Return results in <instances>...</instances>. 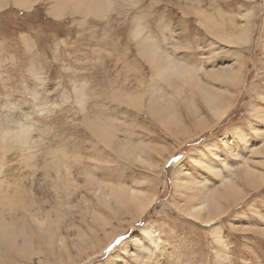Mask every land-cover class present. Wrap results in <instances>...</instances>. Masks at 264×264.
I'll use <instances>...</instances> for the list:
<instances>
[{"label": "rangeland", "instance_id": "rangeland-1", "mask_svg": "<svg viewBox=\"0 0 264 264\" xmlns=\"http://www.w3.org/2000/svg\"><path fill=\"white\" fill-rule=\"evenodd\" d=\"M5 1L0 199L21 232L0 264H264V0ZM153 48L198 71L160 76Z\"/></svg>", "mask_w": 264, "mask_h": 264}, {"label": "bare ground", "instance_id": "bare-ground-1", "mask_svg": "<svg viewBox=\"0 0 264 264\" xmlns=\"http://www.w3.org/2000/svg\"><path fill=\"white\" fill-rule=\"evenodd\" d=\"M3 1H5V0H0V8H3L4 7V5H6ZM12 1H14V3H16L18 6L17 7H19V5H21V6H30V5H32V1L30 0H12ZM34 1H36V0H34ZM57 1V0H56ZM5 2H9V1H5ZM59 0H58V4H59ZM57 3V2H56ZM111 3V2H110ZM8 4V3H7ZM58 4H57V6H58ZM75 4H77L76 2H75ZM112 4V3H111ZM56 5V4H55ZM61 5V4H60ZM59 5V6H60ZM110 5V4H109ZM34 6V5H33ZM63 6V5H62ZM16 7V6H15ZM61 7V6H60ZM79 7H80V5H79ZM89 7H91V6H89ZM107 7V6H106ZM23 8V7H22ZM25 8V7H24ZM28 8H30V7H28ZM33 8V7H32ZM31 8V9H32ZM54 8H56V7H54ZM96 7H94L93 9H95ZM111 8V7H110ZM57 9V8H56ZM91 9H92V7H91ZM62 10H64V9H62ZM65 11V10H64ZM81 11V10H80ZM59 12H60V10H59ZM55 14V13H54ZM60 14V13H59ZM57 15H58V13H57ZM138 23V22H137ZM218 25V24H217ZM139 26V25H138ZM221 26H224V25H221ZM219 27H220V25H219ZM137 28H139V27H137ZM221 28H224V27H221ZM140 29H142V28H140ZM140 29H137V33H138V35L140 36V35H142L143 33L142 32H144V30L142 29V30H140ZM217 29V28H216ZM216 29H215V31H216ZM223 31V30H222ZM136 32V31H135ZM217 33V32H216ZM135 35V34H134ZM245 35V34H244ZM139 36H138V38H139ZM220 36H222L221 38L223 39V40H226V41H228V42H231V43H235V42H240L239 40H243L244 38H246V36L244 37L243 36V34H241V33H239V34H237L236 36H224V35H221L220 34ZM136 37V36H135ZM140 37H142V36H140ZM219 37V36H218ZM143 38V37H142ZM145 39H147V38H145ZM246 42V41H245ZM147 43V42H146ZM240 43H242V42H240ZM147 48H149V46L147 47ZM146 48V49H147ZM146 52V51H145ZM149 52V51H148ZM151 55H150V57H151V59H152V61H153V63H154V65L155 66H157V68H158V71H159V74H160V76H166V75H172V74H174V75H177V74H180V72L181 71H183V67H180V65L178 64V63H176V61H174L168 54H166V53H164V52H161V51H159V50H157V49H155V48H153V49H151ZM149 54V53H148ZM203 70V69H202ZM224 75V74H223ZM158 77H159V75H158ZM173 77V76H172ZM176 77H178V76H176ZM185 77V76H184ZM226 77V76H225ZM236 77V76H235ZM222 78V77H221ZM227 78V77H226ZM226 78H222V80H226ZM165 79V78H164ZM232 79V78H231ZM185 81V80H184ZM203 90H204V88H203ZM87 91V90H86ZM80 93V92H79ZM203 94H204V98H205V100H206V102H207V107L209 108V110L212 112V113H214L213 115L214 116H216L217 115V118H223L222 116L223 115H218V114H220L219 113V111H220V106H219V104H218V102L216 101V98L213 96V95H211V94H209V93H207L206 91H204L203 92ZM215 95V94H214ZM135 99V98H134ZM154 104V103H153ZM159 105V104H158ZM221 105V104H220ZM154 107H155V105H154ZM156 108V107H155ZM222 108V107H221ZM153 109V108H152ZM152 109H151V111H152ZM153 113H154V111H152ZM156 114H158V115H161V111H160V109H157L156 108ZM155 115V114H154ZM153 115V116H154ZM219 116V117H218ZM162 117V116H161ZM172 118L171 117H169V118H167V121H172L171 120ZM101 129V128H100ZM22 130H23V128H22ZM22 130H20V129H17V131H14L15 133H14V135H11V137L14 139V140H19V139H23L24 140V143H25V140H26V136H27V132L26 131H22ZM25 130H28V128L27 129H25ZM13 133V132H12ZM8 136V135H7ZM4 137H6V136H4ZM111 137H112V135H111ZM1 138V137H0ZM111 140H112V138H111ZM245 140H247V139H245ZM2 141H3V139H2ZM27 141V140H26ZM22 142V141H21ZM124 143L126 142V141H123ZM23 143V142H22ZM112 143V142H111ZM124 143H123V145H124ZM132 143V142H131ZM12 144V143H11ZM126 144V143H125ZM14 146V145H13ZM28 146V145H27ZM115 146V145H114ZM113 146V147H114ZM118 146V145H117ZM130 146V145H129ZM128 146V147H129ZM116 147V146H115ZM120 147H121V145H120ZM123 147V146H122ZM126 147V146H125ZM133 147V146H132ZM11 148V147H10ZM15 148V147H14ZM130 148H131V146H130ZM127 149V148H126ZM139 149V148H138ZM113 150V149H112ZM130 150V149H129ZM27 151V150H26ZM116 152H118V150H115ZM135 151V150H134ZM261 152H262V150H261ZM130 153V152H129ZM138 153V152H137ZM137 153H135L136 154V156H138L137 155ZM142 154V153H141ZM124 155H127V154H124ZM129 156V155H128ZM140 156V155H139ZM130 157V156H129ZM141 157V156H140ZM25 158V157H24ZM206 164H207V166H208V168L210 169V170H214V169H212V165L211 164H209V163H207L206 162ZM226 166V168H228L227 167V165H225ZM232 168H230V171H229V175L232 173ZM246 171V170H245ZM247 171H249V172H251L252 173V175H254V177H256V176H258V174L257 173H255V172H253V171H251L250 170V168L248 167V169H247ZM217 172V171H216ZM221 171H219V173H220ZM218 173V172H217ZM219 173H218V175H219ZM250 175V174H249ZM249 177V176H248ZM247 177V178H248ZM253 177V176H252ZM252 177H249L250 179L252 178ZM259 178V177H258ZM255 180V179H254ZM253 180V181H254ZM261 180V179H260ZM259 180V181H260ZM235 181V180H234ZM234 181H233V177L232 178H230V177H225V181L224 182H226L229 186H234ZM196 184H198L197 182H195V181H193V182H191V181H189L188 179H187V181H180L179 183H178V186L179 187H181V188H183L184 189V191H185V189L186 190H190L191 192H192V190H199V189H202L201 191H203L204 192V190H208L207 188V186L205 185V184H203L202 186H196ZM228 186V187H229ZM225 187V186H224ZM230 187V188H231ZM178 188V187H177ZM235 188V187H234ZM236 189V188H235ZM137 190V189H136ZM135 189H132V191H131V193L129 194V199L130 200H132V201H134L135 203H136V209H137V213L138 214H143L145 211H147L149 208H150V205H147L146 204V202L145 203H143L142 201L144 200V195L143 194H141L142 192L141 191H136ZM195 191H193V193H194ZM236 192V191H235ZM2 195L4 194V192L3 193H1ZM199 194V193H198ZM1 196V195H0ZM4 196V195H3ZM194 196V195H193ZM196 197H193V198H191L192 200H194V199H196V198H199V201L198 202H194L192 205H191V207L189 208V210H188V215L190 216V217H192V218H195V219H201V220H206V217L208 216V215H210V212L212 211L211 210V204H214L215 202H217V200H216V198L214 197V196H212V195H209V192H208V194H204L203 196H201V197H197V195H195ZM15 197H16V195H15ZM13 199V198H12ZM111 199V198H110ZM108 200H109V198H108ZM230 200V199H229ZM14 201H15V199H14ZM13 201V202H14ZM218 202H219V200H218ZM11 203H12V200H11V197H8V196H4L3 198H1L0 199V242L1 241H7V239H6V237L11 241V240H14L15 239V237H17V235H19L20 234V229L18 230H15L14 232H13V228H11V226H9V225H6L4 222H3V215L4 216H6L5 214H4V210H6L5 208L6 207H10V208H12V206L13 205H11ZM111 205L113 204L112 203V201H110L109 202ZM220 203V202H219ZM2 204H5V205H8V206H4L5 208H3L1 205ZM14 204V203H13ZM8 207V208H9ZM14 208V207H13ZM12 208V209H13ZM17 208V207H16ZM221 208V206L218 204L217 206L215 205V207L213 208L214 210L213 211H219V209ZM15 209H13V211H14ZM11 212V211H10ZM15 212V211H14ZM12 213V214H15V213ZM187 212V211H186ZM221 212V211H220ZM225 212V211H224ZM8 213V212H7ZM215 213V212H214ZM11 214V217L9 216V217H7L8 218V220H9V222L8 223H10V224H14L18 219H17V217L16 216H13ZM9 215H10V213H9ZM16 215V214H15ZM220 215V214H219ZM19 216V215H18ZM22 220V219H21ZM38 225H39V227H40V222H38ZM43 230V229H42ZM149 230V228H146V231H148ZM28 236V235H27ZM20 239V238H19ZM151 240L153 241L154 239L153 238H151ZM8 243H9V241H8ZM24 244H25V242H24ZM2 245V244H1ZM29 246H30V244L28 245V246H26L25 248L26 249H29ZM6 247V246H5ZM16 248V247H15ZM14 248V249H15ZM25 248H22V250L24 251L25 250ZM51 248V247H50ZM13 249V247L11 248V251L12 250H14ZM17 249H18V247H17ZM125 249H126V247H125ZM52 250V249H51ZM31 252V251H30ZM54 255V254H53Z\"/></svg>", "mask_w": 264, "mask_h": 264}, {"label": "clouds", "instance_id": "clouds-1", "mask_svg": "<svg viewBox=\"0 0 264 264\" xmlns=\"http://www.w3.org/2000/svg\"><path fill=\"white\" fill-rule=\"evenodd\" d=\"M197 71H198V69L195 66H190V65L184 66L183 71L180 72L178 78L179 79L183 78L184 75H186L187 73L195 74Z\"/></svg>", "mask_w": 264, "mask_h": 264}, {"label": "snow or ice", "instance_id": "snow-or-ice-1", "mask_svg": "<svg viewBox=\"0 0 264 264\" xmlns=\"http://www.w3.org/2000/svg\"><path fill=\"white\" fill-rule=\"evenodd\" d=\"M179 159H182V157H174L173 158V161H178ZM169 166H171V162H170V165Z\"/></svg>", "mask_w": 264, "mask_h": 264}]
</instances>
